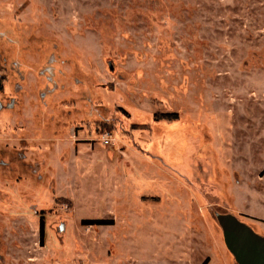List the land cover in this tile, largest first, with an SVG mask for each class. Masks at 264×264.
<instances>
[{
    "label": "rangeland",
    "instance_id": "rangeland-1",
    "mask_svg": "<svg viewBox=\"0 0 264 264\" xmlns=\"http://www.w3.org/2000/svg\"><path fill=\"white\" fill-rule=\"evenodd\" d=\"M217 212L264 235V0H0V264H238Z\"/></svg>",
    "mask_w": 264,
    "mask_h": 264
},
{
    "label": "water",
    "instance_id": "water-1",
    "mask_svg": "<svg viewBox=\"0 0 264 264\" xmlns=\"http://www.w3.org/2000/svg\"><path fill=\"white\" fill-rule=\"evenodd\" d=\"M226 246L238 264H264V235L233 213H216Z\"/></svg>",
    "mask_w": 264,
    "mask_h": 264
},
{
    "label": "built area",
    "instance_id": "built-area-1",
    "mask_svg": "<svg viewBox=\"0 0 264 264\" xmlns=\"http://www.w3.org/2000/svg\"><path fill=\"white\" fill-rule=\"evenodd\" d=\"M115 141V138L113 137L112 134L105 133L102 137V143L104 145H110Z\"/></svg>",
    "mask_w": 264,
    "mask_h": 264
},
{
    "label": "trees",
    "instance_id": "trees-1",
    "mask_svg": "<svg viewBox=\"0 0 264 264\" xmlns=\"http://www.w3.org/2000/svg\"><path fill=\"white\" fill-rule=\"evenodd\" d=\"M105 223H109V221L107 220H103V219H86L83 221V224H105Z\"/></svg>",
    "mask_w": 264,
    "mask_h": 264
}]
</instances>
